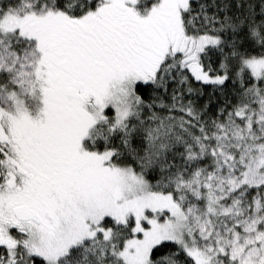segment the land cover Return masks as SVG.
I'll return each instance as SVG.
<instances>
[{
	"label": "snow or ice",
	"instance_id": "snow-or-ice-1",
	"mask_svg": "<svg viewBox=\"0 0 264 264\" xmlns=\"http://www.w3.org/2000/svg\"><path fill=\"white\" fill-rule=\"evenodd\" d=\"M0 264H264V0H0Z\"/></svg>",
	"mask_w": 264,
	"mask_h": 264
}]
</instances>
